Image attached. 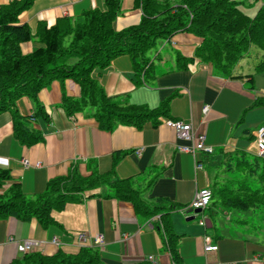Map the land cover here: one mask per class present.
I'll use <instances>...</instances> for the list:
<instances>
[{
  "label": "crops",
  "instance_id": "0c3cea01",
  "mask_svg": "<svg viewBox=\"0 0 264 264\" xmlns=\"http://www.w3.org/2000/svg\"><path fill=\"white\" fill-rule=\"evenodd\" d=\"M14 1L20 0H0V7ZM118 1L122 13L114 29L123 31L138 25L142 11L135 8V0ZM90 10L107 11L106 0H34L19 16L20 24L28 26L33 34L30 41L21 44L22 53L29 55L43 47L37 37L40 24L51 28L61 19L75 22ZM167 43L174 56L167 51L164 55L157 52L151 60L153 73L147 79L136 74L128 55L117 57L105 69H95L91 76L109 97L149 108L169 101L170 119L189 123L205 134L214 153L199 154L195 159L179 152L177 147L188 143L177 138L162 121L165 118H160L158 124L147 122L141 129L117 125L105 131L91 109L68 115L63 99H78L80 86L72 79L52 81L38 93L48 122L42 118L32 122L43 136L40 143L22 145L14 136L12 113H0V169L10 172L4 189L20 184L26 196L36 197L46 191L51 180L66 177L74 170L84 178L114 172L116 179H134L135 188L158 214L154 221V217L147 219L136 213L131 202L110 197L109 189L101 187L54 213L60 227L45 229L36 219H0V264L21 257L10 239L38 242L35 252L52 256L60 249L76 252L94 247L97 235L104 238V245L96 249L106 264H175L164 232L158 227L160 217L166 214L179 237L180 264H264V231H258L257 223H253L256 219L264 225L260 213L246 214L211 204L195 220L190 219L196 214L191 212V203L197 191L211 190L220 177L226 176L224 155L246 153L251 143L255 145V133L263 125L256 100L264 99V90L257 91L255 78L252 87L248 79H230L197 58L180 68L177 56L193 58L202 43L188 33H177ZM16 107L23 117L36 112L35 103L28 97L19 99ZM204 107L209 108L207 113ZM24 161L29 166H24ZM81 233L86 234L82 243L78 241ZM53 239L59 244L52 243ZM207 245L218 249L206 252Z\"/></svg>",
  "mask_w": 264,
  "mask_h": 264
},
{
  "label": "trees",
  "instance_id": "16d2710c",
  "mask_svg": "<svg viewBox=\"0 0 264 264\" xmlns=\"http://www.w3.org/2000/svg\"><path fill=\"white\" fill-rule=\"evenodd\" d=\"M33 1H14L0 7V113H12L14 136L24 146L43 141L32 122L38 118L48 122L38 102V93L54 80L72 79L80 86L78 99L66 96L63 99L68 115L91 109L105 131H111L117 125L141 129L147 122L158 124L160 118L170 119L169 101L149 108L109 97L91 75L95 69L109 67L117 57L128 55L136 74L147 79L153 73L148 54L156 48L158 40L167 41L177 33H188L202 41L193 58L177 56L180 68L197 58L212 64L215 71L230 79H248L253 87L254 75H244L237 69L252 48H257L262 55L254 72L264 71V0L253 17L241 10V2L237 0H135V8L142 11L141 21L123 31L114 29L116 18L122 13L120 1L106 0L105 12L85 11L75 22L65 18L51 28L40 24L37 37L43 47L24 55L21 44L30 41L33 34L28 26L20 24L19 16ZM73 59L76 61L69 63ZM23 97L35 103L33 116L19 114L16 103ZM261 105H264V99L259 97L256 106ZM224 156L226 177L224 182L219 179L213 184L211 204L246 214L260 213L264 222V158L249 156L243 151ZM9 180L10 172L0 169V190H3L0 193V219H36L45 229L60 227L54 213L81 200L84 193L101 187L109 189L108 196L131 202L136 213L147 219L158 214L135 188L134 179H116L114 172L106 176L94 173L84 178L74 170L66 177L51 180L46 191L36 197L26 196L20 184L4 189ZM160 218L158 227L164 232L172 260L180 264L179 237L174 233L168 215ZM10 264L106 263L98 249L82 247L76 252L60 249L52 256L41 252L21 254Z\"/></svg>",
  "mask_w": 264,
  "mask_h": 264
},
{
  "label": "built area",
  "instance_id": "2783aa9c",
  "mask_svg": "<svg viewBox=\"0 0 264 264\" xmlns=\"http://www.w3.org/2000/svg\"><path fill=\"white\" fill-rule=\"evenodd\" d=\"M208 107H204L203 112L207 113ZM168 127L172 128L177 135V138L181 141H185L188 145H180L177 147L178 151L184 154H189L197 159L199 154L212 155L214 153V148L207 143V138L205 134L195 131L191 124L174 121L171 119L162 120ZM255 148L256 155L264 158V124L256 131L255 133ZM24 166H29L27 161L23 162ZM197 167L202 168V164L198 163ZM212 202V191L209 188H202L197 191L193 202L191 203V209L193 210H205ZM198 217V214L190 216L193 220ZM156 218H153V221ZM201 225H204V221L200 222ZM86 239V234L81 233L78 235V241L80 243L84 242ZM11 242H15L18 251L21 254L35 252L36 248L40 246L38 242L25 241L23 243H18L14 239H10ZM54 244H59L56 239L52 241ZM104 245V238L102 235H97L93 240V246L102 247ZM218 247L213 245H207L205 247L206 252L217 251Z\"/></svg>",
  "mask_w": 264,
  "mask_h": 264
},
{
  "label": "rangeland",
  "instance_id": "374dc122",
  "mask_svg": "<svg viewBox=\"0 0 264 264\" xmlns=\"http://www.w3.org/2000/svg\"><path fill=\"white\" fill-rule=\"evenodd\" d=\"M239 2H241L240 4V8L241 10L246 13L247 15H249L250 17H253L258 8L260 7L261 5V0H237ZM69 43V39L66 41V45ZM165 44L167 45V41L166 40H158L157 41V44H156V48L153 49L148 55H149V58L151 60H155V55L157 52H160L162 53L163 55L166 53V51L170 54V55H173L174 56V52L173 50L169 47V45H167L166 48H162V45ZM261 51L257 48H252V51L250 52V54L248 56H246L244 59H242L240 61V64H239V68L238 70L239 71H242V72H245V73H251L254 75V78L256 80V89L257 91L261 89L264 90V71L263 72H254V67L256 66V64L259 63V61L261 60ZM76 61V59H73V62ZM263 94H264V91H263ZM257 111L261 110L260 111V116L257 112V115L258 117H262V122L264 124V105L263 106H259V108H256ZM258 119V118H257ZM257 119H255L254 121L257 122ZM251 143V142H250ZM254 144L251 143L249 145V148L246 150V153L249 155V156H253V155H256V148H255V145L253 146ZM212 147V146H211ZM225 174V172H224ZM225 177L226 176H222L220 177L221 181L224 182L225 180ZM229 179V178H228ZM212 203V202H211ZM243 216V215H242ZM256 220V219H255ZM254 220V221H255ZM253 223H257L256 226H257V230L258 231H264V225H261L259 224V221L256 220V222ZM259 226H261L260 228H258ZM249 232V231H248ZM53 241V240H52ZM53 243V242H52Z\"/></svg>",
  "mask_w": 264,
  "mask_h": 264
},
{
  "label": "water",
  "instance_id": "95a60500",
  "mask_svg": "<svg viewBox=\"0 0 264 264\" xmlns=\"http://www.w3.org/2000/svg\"><path fill=\"white\" fill-rule=\"evenodd\" d=\"M202 211L203 210H201V209H198V210H193V209H191V212H194V213H196V214H200V213H202ZM191 220H193L192 218H190Z\"/></svg>",
  "mask_w": 264,
  "mask_h": 264
},
{
  "label": "bare ground",
  "instance_id": "6f19581e",
  "mask_svg": "<svg viewBox=\"0 0 264 264\" xmlns=\"http://www.w3.org/2000/svg\"><path fill=\"white\" fill-rule=\"evenodd\" d=\"M162 55V54H161Z\"/></svg>",
  "mask_w": 264,
  "mask_h": 264
}]
</instances>
